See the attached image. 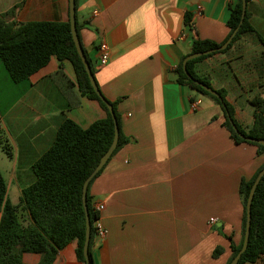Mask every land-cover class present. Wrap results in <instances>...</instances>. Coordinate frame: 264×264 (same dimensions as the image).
Here are the masks:
<instances>
[{
    "label": "crops",
    "instance_id": "1",
    "mask_svg": "<svg viewBox=\"0 0 264 264\" xmlns=\"http://www.w3.org/2000/svg\"><path fill=\"white\" fill-rule=\"evenodd\" d=\"M235 2L77 0L78 34L94 79L104 97L116 102L128 138L89 186L92 203L104 205L99 220L107 232L105 239L95 237V264H226L228 237L240 243L239 188L264 164V154L237 144L222 127V109L179 85L175 73L191 54L194 38L226 43ZM14 7L13 20L21 24L68 20L69 0H0V15ZM247 10L264 41V0H250ZM102 42L109 59L99 66ZM60 67L75 83L71 64L55 58L23 83L11 82L0 65V144L9 152L0 153V172L8 175V180L3 175L7 197L14 204L35 182L32 165L49 149L62 122L85 129L105 116L77 89L76 106L70 105L51 79ZM194 70L213 89L225 91L239 125H251L249 101L264 99V46L255 35L240 37L227 51L195 63ZM210 218L217 222L210 224ZM218 247L223 253L214 258ZM75 250L70 243L53 264H81ZM22 260L40 264L41 256L26 253ZM252 264H264V257Z\"/></svg>",
    "mask_w": 264,
    "mask_h": 264
},
{
    "label": "trees",
    "instance_id": "2",
    "mask_svg": "<svg viewBox=\"0 0 264 264\" xmlns=\"http://www.w3.org/2000/svg\"><path fill=\"white\" fill-rule=\"evenodd\" d=\"M246 2L248 5L250 0ZM75 5L77 7V0H75ZM241 11L242 0H236L227 20L230 33L226 41L232 33L237 29L238 31L224 50H220L223 44L197 38L192 40L191 54L212 52L189 60L186 63L187 73L182 64L186 58L184 57L175 70L176 82L211 98L222 109L224 114L222 127L228 131L231 138L237 144L254 146L257 154L262 155L264 146H261L258 140L264 141V99L256 97L249 101L254 107V120L250 126H241L235 119L233 106L225 100V91L217 89L218 96L205 91L197 83L211 87L209 81L199 77L194 70L195 63L210 55L227 51L244 35H255L264 46L263 39L249 22L248 10L245 11L242 24L240 23ZM14 13L15 7L0 15V65L5 70L8 79L13 83L26 82L33 74L47 67L52 58L59 62H69L75 72V83L68 79L62 67L51 74L52 81L71 106H76L73 97L74 89H77L81 96L97 102L104 110L105 116L85 129L71 120L62 122L49 149L33 163L32 169L36 180L22 190L18 204L12 203L7 197L6 181L0 172V264H24L22 257L26 253L40 255V264H53L58 252L72 242L76 244L75 255L81 264H95L91 250L95 242L94 223L98 219V214L92 209L89 186L103 167L91 179L86 192V207L91 225L88 262L83 256L86 228L83 186L114 139V122L105 101L113 109L119 130V141H117L112 156L128 141V138L121 131L116 102L108 101L102 92L98 95L89 82L85 66L72 40L69 19L63 22L33 21L21 24L13 20ZM185 24H190V17H186ZM76 26L79 38L80 26L77 23ZM86 59L95 74L93 65L87 56ZM232 125L237 128L238 132L233 129ZM2 149L9 154L7 145L3 144ZM263 169L264 164L259 166L250 179H243L241 182L239 188L243 206L241 240L236 245L228 237L231 254L226 264H230L242 248L249 192L259 172ZM221 253L223 249L218 247L213 251L212 256L217 258ZM263 257L264 175L254 190L247 248L241 254L237 264H252Z\"/></svg>",
    "mask_w": 264,
    "mask_h": 264
},
{
    "label": "water",
    "instance_id": "3",
    "mask_svg": "<svg viewBox=\"0 0 264 264\" xmlns=\"http://www.w3.org/2000/svg\"><path fill=\"white\" fill-rule=\"evenodd\" d=\"M75 0H69V7H68V19H69V23H70V32H71V36H72V40L74 42V45L77 49V54L79 55L80 59L82 60L86 72H87V77L89 79V82L91 84V86L93 87L94 91L98 94L101 95V91L98 88L95 79H94V75L93 72L91 70V67L86 59V56L84 54V50L83 47L79 41V38L77 36L76 33V16H75ZM247 10V2L246 0H242V11H241V19H240V23L242 24L244 17H245V11ZM238 29L232 33L231 37L226 41V43H224V45H222L220 50H224L228 44L231 42L232 37L237 33ZM212 51H206V52H202V53H192L189 54L188 56H186V58L183 60V69L184 71L187 73L186 70V63L194 58H198L202 55H207L210 54ZM201 88H203L205 91L209 92L212 95L218 96V93L216 92L215 89L208 87L202 83H197ZM105 104L107 105V108L112 116V120L114 122V139L111 142L110 147L108 148L107 152H105V154L102 156L100 162L98 163L97 167L95 168V170L93 171V173L90 175V177L88 178V180L86 181V183L83 186V209H84V213H85V218H86V228H85V245H84V250H83V256L85 258V261L88 262L89 260V255H88V250H89V241H90V219H89V214H88V210H87V202H86V192H87V186L89 184V182L91 181V179L96 175V173L104 166V164L106 162L109 161V159L111 158L115 148H116V144L117 141H119V130H118V126L116 123V117L115 114L113 112V109L111 107V105L109 103H107L105 101ZM233 129L235 131L238 132L237 128L232 125ZM258 143L261 144V146H264V141L258 140ZM264 175V169L259 172L258 176L255 179V182L252 186V188L250 189L249 192V196H248V200H247V210H246V230L244 232V237H243V245L242 248L240 250V252L238 254H236L233 259L231 260L230 264H237L241 254H243L247 248V243H248V235L250 232V210H251V203H252V198H253V194H254V190L257 187L259 181L261 180L262 176Z\"/></svg>",
    "mask_w": 264,
    "mask_h": 264
},
{
    "label": "built area",
    "instance_id": "4",
    "mask_svg": "<svg viewBox=\"0 0 264 264\" xmlns=\"http://www.w3.org/2000/svg\"><path fill=\"white\" fill-rule=\"evenodd\" d=\"M202 10L201 7H197L196 13L200 14V11ZM99 57H98V63L99 66H103L108 62L109 59V48L108 45L105 42L100 43L99 45ZM192 107H196L195 103L192 105ZM92 209L95 213L98 214V219L95 221L94 223V230H95V237L99 240L105 239L106 237V230L104 229V227L102 226L100 220H99V213L103 208V204L102 203H92ZM217 220L215 218H210L209 223L210 224H214L216 223Z\"/></svg>",
    "mask_w": 264,
    "mask_h": 264
},
{
    "label": "rangeland",
    "instance_id": "5",
    "mask_svg": "<svg viewBox=\"0 0 264 264\" xmlns=\"http://www.w3.org/2000/svg\"><path fill=\"white\" fill-rule=\"evenodd\" d=\"M0 153H2V144H0ZM6 157V156H5ZM4 159H7V158H4ZM6 161V160H5ZM3 165H2V163L0 162V168H3L2 167ZM3 175H4V177L6 178V180H8V175H7V173H6V171H5V169H3ZM13 191H9V197L10 198H13Z\"/></svg>",
    "mask_w": 264,
    "mask_h": 264
}]
</instances>
